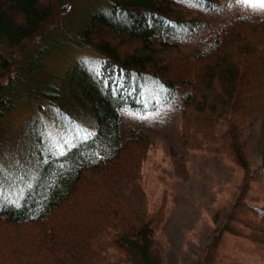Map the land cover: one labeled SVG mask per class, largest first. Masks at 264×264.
<instances>
[{
  "label": "trees",
  "instance_id": "trees-1",
  "mask_svg": "<svg viewBox=\"0 0 264 264\" xmlns=\"http://www.w3.org/2000/svg\"><path fill=\"white\" fill-rule=\"evenodd\" d=\"M119 1L120 5L112 4L105 11H93L74 34L76 47L90 50L97 58L77 60L52 82L39 80L45 46L35 54L22 51L23 60L15 67L3 52L34 38H47L50 28L45 25L51 15L47 0H0V121L19 103L29 105L33 113L7 134L0 124V172L12 168L22 188L14 197L10 192L12 197L0 195V222L4 223L0 264L148 262L163 218L160 208L145 212L137 186L146 143L141 136L122 137L118 131L119 110L138 107L123 101L137 99L145 83L162 88L167 95L177 86H189L196 100L185 97L181 106L184 144L198 149L200 136L207 141L203 145H216L228 153L246 176L264 178V16L253 22L229 20L216 30L212 43L206 41L190 54L166 45L165 39L167 35L192 39L200 25L205 26L204 20L195 14L165 15L167 11L156 6L167 0ZM105 31L136 45L121 47ZM54 34L61 36H49ZM153 44L158 50L142 52ZM119 58L122 65L116 63ZM167 64L172 69L167 66L166 70ZM44 119L55 125L61 120L66 126L80 125L85 129L82 140L64 143L57 151L42 148ZM251 123L255 124V147L261 153L259 162L249 168L240 141L249 134ZM98 176L96 181L89 180ZM116 177L120 180H113ZM123 179L129 182L123 184ZM242 185L246 186L245 181ZM131 198L141 204L127 207ZM238 203L236 199L233 204ZM243 204L264 224V207ZM111 252L116 254L110 257L113 263Z\"/></svg>",
  "mask_w": 264,
  "mask_h": 264
},
{
  "label": "rangeland",
  "instance_id": "rangeland-1",
  "mask_svg": "<svg viewBox=\"0 0 264 264\" xmlns=\"http://www.w3.org/2000/svg\"><path fill=\"white\" fill-rule=\"evenodd\" d=\"M213 1L218 3L216 7L193 4L188 0H167L161 4V1L158 2L161 7H156L165 9L168 14L161 11L159 13L167 16L173 14L174 18H183L182 14H195L198 19L205 21V26L200 25L199 34L194 38L188 40L179 38L178 35H167L166 45L173 44L184 52L193 54L204 47V42L212 43L216 30L229 20L245 18L246 21L253 22L264 16V7L259 4H247L244 0ZM47 2L51 15L45 29L50 28L49 35L59 33L61 36H49L46 33L48 36L44 41L34 38L22 42L17 48L3 52L10 65L15 67L23 60V52L29 55L34 50L35 54L42 45L45 46L39 80L56 82L64 71L76 65L77 60L83 58L92 61L97 58L90 50L76 47L74 34L93 11H105L120 1ZM105 35L117 41L121 47L136 45L125 36L113 35L106 31ZM166 45L160 46L167 47ZM162 49L165 51V48ZM141 50L148 54L151 53L150 50H158V47L153 44ZM120 62L119 58L116 63L121 64ZM167 66L172 69V66L167 64L166 70ZM172 74L176 76V72ZM142 90H138L137 99L135 97L123 101L138 107H122L119 110L118 131L122 137L130 134L143 137L146 146L137 173L141 203L148 214L158 208L162 213L163 221L153 236V244L150 247L152 252L150 251L146 264H264V239L261 238L264 235V224L259 223L257 217H253L255 213L243 204L246 202L258 206L254 209L264 207V178H256L250 174L246 176L228 153L216 145H203L207 141L200 139V136L196 140L200 145L198 149L189 148L184 144L180 138L181 106L185 97L193 98L189 86H177L169 95L151 83H145ZM35 103L34 101L32 104L37 107ZM43 105L45 106V103ZM26 106L17 104L0 121L6 134L15 130L33 114ZM243 120L250 123L246 119ZM79 122L86 124L82 118H79ZM42 123L45 130V144L40 143L43 144L42 148L50 147L57 151L64 143L73 145L81 141L80 136L85 133V129L80 125L66 126L68 123L63 120L58 125L48 119H44ZM249 126V134L243 136L240 143L243 145V160L248 161L249 168H252L259 162L261 152L255 147V124L251 123ZM219 128L225 130L223 125ZM66 147L64 145L62 149ZM17 164L16 162L13 166L17 168ZM50 173L47 175L48 179ZM98 178L99 176L89 180L96 181ZM243 181L246 186L242 185ZM126 182L129 181L123 179L122 183ZM20 187L12 168L6 173L0 172V195L14 197L22 189ZM119 188H122V185H119ZM236 199L239 203L235 205L233 203ZM141 203L131 198L126 206L134 209ZM235 217L236 222L229 221ZM227 222L230 224L229 228H225ZM2 224L4 223L0 222L3 227ZM113 255L116 254L111 252L110 256L108 255L111 263L114 262L110 258ZM129 264L140 262L130 259Z\"/></svg>",
  "mask_w": 264,
  "mask_h": 264
},
{
  "label": "snow or ice",
  "instance_id": "snow-or-ice-1",
  "mask_svg": "<svg viewBox=\"0 0 264 264\" xmlns=\"http://www.w3.org/2000/svg\"><path fill=\"white\" fill-rule=\"evenodd\" d=\"M247 4H259L261 7H264V0H244Z\"/></svg>",
  "mask_w": 264,
  "mask_h": 264
}]
</instances>
